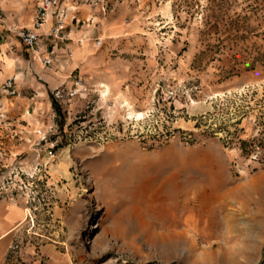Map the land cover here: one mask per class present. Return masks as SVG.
<instances>
[{
    "label": "rangeland",
    "instance_id": "obj_1",
    "mask_svg": "<svg viewBox=\"0 0 264 264\" xmlns=\"http://www.w3.org/2000/svg\"><path fill=\"white\" fill-rule=\"evenodd\" d=\"M107 1L133 29L79 36L70 68L40 63L50 81L1 16L21 74L16 95L0 83L8 258L264 264V0Z\"/></svg>",
    "mask_w": 264,
    "mask_h": 264
},
{
    "label": "crops",
    "instance_id": "obj_2",
    "mask_svg": "<svg viewBox=\"0 0 264 264\" xmlns=\"http://www.w3.org/2000/svg\"><path fill=\"white\" fill-rule=\"evenodd\" d=\"M39 1L40 0H0V16L5 15L7 21H14L20 23L21 26H28ZM112 5V9L104 13L98 6L79 3L78 0H62L61 8L68 9L66 30L69 32L73 43L79 36L88 37L90 39L101 38L100 35L102 34L111 32L119 34L122 31L124 32V30H132V25L126 22V20L134 16L133 7H127L124 3H112ZM53 23L54 19L50 17L49 22L45 23L43 26V30H49ZM9 45L10 42L0 45V65L2 69V72H0V83L11 77H14L16 81L21 79V74L15 70L14 59L8 56H2ZM86 47L88 46L84 45L83 49L80 48L78 50V55H81ZM59 54L61 53L59 52ZM71 58H73V56ZM71 58L66 59L68 60L67 62L63 60L64 64L61 65L62 69L71 67L69 65L70 61L73 60ZM31 65L32 70L43 80H52V77L43 71L38 61H33ZM21 216L20 209L15 205L0 202V264H22L21 262H13L8 258V248L20 225ZM44 255L49 259L48 264H52L57 259L54 253L49 254L45 252ZM25 258L29 264H40L38 257L32 253L26 255Z\"/></svg>",
    "mask_w": 264,
    "mask_h": 264
},
{
    "label": "built area",
    "instance_id": "obj_3",
    "mask_svg": "<svg viewBox=\"0 0 264 264\" xmlns=\"http://www.w3.org/2000/svg\"><path fill=\"white\" fill-rule=\"evenodd\" d=\"M78 2L98 6L104 13L109 11L107 0H78ZM61 5L62 0H40L28 26H13L10 29L21 41L31 58L39 60L47 68L54 66L58 61L59 52L66 59L72 56L70 44L73 40L66 30L68 9H62ZM50 17L54 19V23L49 30L44 31L43 26ZM126 22L129 21L126 20ZM93 44L96 48H99L102 45V39L94 38ZM75 85L77 84L75 83ZM2 90L8 95L17 94L18 91L12 77L4 81ZM38 133H41V131L38 130Z\"/></svg>",
    "mask_w": 264,
    "mask_h": 264
},
{
    "label": "bare ground",
    "instance_id": "obj_4",
    "mask_svg": "<svg viewBox=\"0 0 264 264\" xmlns=\"http://www.w3.org/2000/svg\"><path fill=\"white\" fill-rule=\"evenodd\" d=\"M169 3V2H168ZM169 9H170V7H169V4H166V6L163 8V14L165 15V16H168V14H169ZM48 22H49V19H48ZM74 45H77L78 44V46H82L84 43H83V41H82V39H78V40H74ZM72 56H73V51H72ZM71 56V57H72ZM34 61H38L39 62V60H34ZM40 63V62H39ZM14 80H15V78H14ZM108 87H106L105 88V90L104 91H102V94H106L107 92H108ZM139 114V113H138Z\"/></svg>",
    "mask_w": 264,
    "mask_h": 264
}]
</instances>
